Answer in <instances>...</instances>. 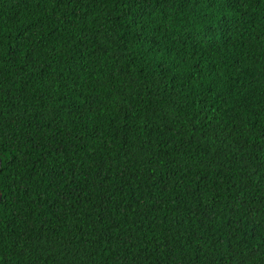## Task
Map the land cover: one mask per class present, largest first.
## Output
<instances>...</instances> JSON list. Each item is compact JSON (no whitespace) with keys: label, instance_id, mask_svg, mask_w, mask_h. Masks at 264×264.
Here are the masks:
<instances>
[{"label":"trees","instance_id":"obj_1","mask_svg":"<svg viewBox=\"0 0 264 264\" xmlns=\"http://www.w3.org/2000/svg\"><path fill=\"white\" fill-rule=\"evenodd\" d=\"M0 264H264V0H0Z\"/></svg>","mask_w":264,"mask_h":264},{"label":"water","instance_id":"obj_2","mask_svg":"<svg viewBox=\"0 0 264 264\" xmlns=\"http://www.w3.org/2000/svg\"><path fill=\"white\" fill-rule=\"evenodd\" d=\"M1 166H2V161L0 160V173H1ZM1 200H2V192L0 191V203H1Z\"/></svg>","mask_w":264,"mask_h":264}]
</instances>
